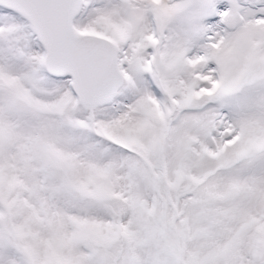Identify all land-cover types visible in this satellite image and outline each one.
Wrapping results in <instances>:
<instances>
[{
  "label": "snow or ice",
  "instance_id": "1",
  "mask_svg": "<svg viewBox=\"0 0 264 264\" xmlns=\"http://www.w3.org/2000/svg\"><path fill=\"white\" fill-rule=\"evenodd\" d=\"M0 264H264V0H0Z\"/></svg>",
  "mask_w": 264,
  "mask_h": 264
}]
</instances>
